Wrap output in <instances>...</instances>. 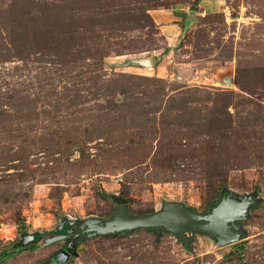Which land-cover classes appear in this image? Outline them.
<instances>
[{"label":"rangeland","instance_id":"obj_1","mask_svg":"<svg viewBox=\"0 0 264 264\" xmlns=\"http://www.w3.org/2000/svg\"><path fill=\"white\" fill-rule=\"evenodd\" d=\"M225 192L260 200L235 244L139 230L64 264H264V0H0V253L109 221L117 198L206 215ZM65 245L0 264H60Z\"/></svg>","mask_w":264,"mask_h":264},{"label":"water","instance_id":"obj_2","mask_svg":"<svg viewBox=\"0 0 264 264\" xmlns=\"http://www.w3.org/2000/svg\"><path fill=\"white\" fill-rule=\"evenodd\" d=\"M136 63L144 66L154 64L152 59L139 60ZM116 203L117 210L109 221L94 218L83 222H72L65 219L56 234L44 239V244L52 245L68 239L75 230L81 231L80 234H75V239L71 241L67 250L60 253L57 260L60 264L66 263L71 255L76 254L77 240L80 237L89 239L120 233L132 235L138 230L147 229L153 230L157 236L162 233L173 234L191 251L193 240L187 237L188 234L207 236L219 246L225 247L245 238L242 223L248 220L249 212L260 203V200L255 195L240 197L227 192L206 215L195 212L182 203L171 202L165 203L159 212L134 216L130 214L126 200L117 198ZM67 222L71 229L63 234L61 231ZM29 238L35 240L36 235H31Z\"/></svg>","mask_w":264,"mask_h":264},{"label":"trees","instance_id":"obj_3","mask_svg":"<svg viewBox=\"0 0 264 264\" xmlns=\"http://www.w3.org/2000/svg\"><path fill=\"white\" fill-rule=\"evenodd\" d=\"M226 194H227V192L223 193V197H224ZM104 196H105L106 198L109 197V195H107L106 193H105ZM219 202H220V201L215 202L214 205H213V207L216 206ZM253 208L255 209L256 206H254ZM147 230H149V231H153V230H151V229H147ZM138 231H139V230H138ZM120 234H122V233H120ZM35 235H36V240H39V239L43 238L44 236H47V233H42V234H40V233H36ZM117 235H118V234H117ZM110 236H113V235H110ZM31 244H32V245H31ZM35 244H36L35 242H32V243H29L27 246L20 245L18 248L14 249V251H12V252H9V251H3V252H1V253H0V263L4 262L6 259L12 257L13 255H17V254H19V253H22V252L27 251L28 249L33 248Z\"/></svg>","mask_w":264,"mask_h":264},{"label":"flooded vegetation","instance_id":"obj_4","mask_svg":"<svg viewBox=\"0 0 264 264\" xmlns=\"http://www.w3.org/2000/svg\"><path fill=\"white\" fill-rule=\"evenodd\" d=\"M68 221H70V220H68ZM72 222H79V221H72ZM82 222V221H81ZM71 229V226H69V223L67 222L66 224H64V228L62 229V231H61V233H63V234H66L69 230ZM58 232V231H57ZM57 232H55V233H51V234H47V236H44L43 238H41V239H39V240H32V242H35V243H37V242H41V241H44V239L45 238H48V237H50V236H52V235H54V234H56ZM76 233H81V231L80 230H75V232H74V234H72V236H70L68 239H65V240H63V241H66V245L64 246V250H67V247L69 246V244L71 243V241L72 240H74L75 239V234ZM41 234V233H40ZM80 239H86V238H84V237H80L78 240H77V243H78V241L80 240ZM72 256V255H71Z\"/></svg>","mask_w":264,"mask_h":264}]
</instances>
